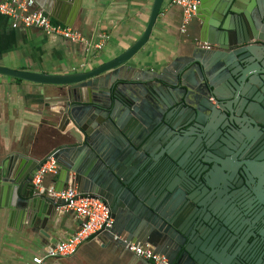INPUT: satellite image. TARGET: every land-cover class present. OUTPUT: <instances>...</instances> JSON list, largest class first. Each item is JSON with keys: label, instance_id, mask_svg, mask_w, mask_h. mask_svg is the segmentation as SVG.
<instances>
[{"label": "water", "instance_id": "water-1", "mask_svg": "<svg viewBox=\"0 0 264 264\" xmlns=\"http://www.w3.org/2000/svg\"><path fill=\"white\" fill-rule=\"evenodd\" d=\"M239 1L216 0L213 25L159 72L127 63L148 41L163 0H153L133 44L92 69L49 74L0 65V75L60 91L48 107L57 148L43 158L12 150L0 160V199L11 216L32 229L53 219L59 202L29 187L52 156L55 190L72 184L109 206L114 221L102 235L113 249L148 244L173 264H264V192L255 198V227L245 231V117L264 124V0H250L247 12ZM207 2L199 0L196 18ZM42 11L62 21L48 6ZM157 140L169 167L145 180Z\"/></svg>", "mask_w": 264, "mask_h": 264}, {"label": "crops", "instance_id": "crops-1", "mask_svg": "<svg viewBox=\"0 0 264 264\" xmlns=\"http://www.w3.org/2000/svg\"><path fill=\"white\" fill-rule=\"evenodd\" d=\"M207 1L208 10L201 18L194 17L182 32L181 9L171 0H163L148 41L127 64L134 70L159 72L177 56L186 55L187 43L198 37L200 28L213 25L212 7L216 0ZM239 2L244 9L250 5V0ZM152 4L153 0H33L31 8L42 10L43 6H48L50 14L62 19L50 17L53 22L75 28L101 47L85 51L81 42L45 35L33 28L15 27L10 18L0 14V65L49 74L92 69L118 56L137 40L147 25ZM237 24L234 18L228 21L231 28ZM59 94L57 85L0 75V160L12 150L25 148L26 154L43 158L57 148L58 143L50 141V135L56 129L48 123L52 120L48 107L56 105L52 98ZM174 114L176 111L169 116ZM162 146L159 140L154 144L153 153L158 160L145 180L153 181L159 170L169 167ZM57 180V175H47L44 184L55 186ZM3 183L0 172V187ZM6 204V200L0 199V264H30L33 256L43 253L48 245L67 238L78 227L71 211H55L44 229L38 228L37 223L32 229L25 224L24 218L11 216ZM106 244L101 234L80 245L74 255L49 259L43 264H140L132 251L113 249Z\"/></svg>", "mask_w": 264, "mask_h": 264}, {"label": "built area", "instance_id": "built-area-1", "mask_svg": "<svg viewBox=\"0 0 264 264\" xmlns=\"http://www.w3.org/2000/svg\"><path fill=\"white\" fill-rule=\"evenodd\" d=\"M182 11L180 30L186 31L188 24L196 16L199 0H171ZM0 14L11 19L13 26H23L41 31L45 35L58 36L70 42H81L85 51L100 48L101 44H94L85 38L75 28L56 23L39 9H33L29 0H0ZM204 47H210L203 43ZM59 166L52 156H48L32 177L30 187L33 193L46 195L59 202L56 211L64 213L71 211L78 222L77 229L67 238L48 245L43 253L35 255L30 264H43L46 260L72 256L80 245L90 239L98 238L104 230L113 225L110 208L103 200L83 194L75 185L68 184L61 190H55L53 184L45 185L47 175H57ZM116 238V237H115ZM129 250L137 256L151 261L153 264H173L164 255L154 251L148 244H129Z\"/></svg>", "mask_w": 264, "mask_h": 264}, {"label": "flooded vegetation", "instance_id": "flooded-vegetation-1", "mask_svg": "<svg viewBox=\"0 0 264 264\" xmlns=\"http://www.w3.org/2000/svg\"><path fill=\"white\" fill-rule=\"evenodd\" d=\"M245 11H249L247 7ZM263 16L264 11L259 16V20ZM254 21L255 29L261 31L262 23L257 18H254ZM245 25L249 27V20L246 18ZM210 100L214 102V99L210 98ZM245 168L249 170V173L245 175V231L246 234H250L259 217L255 209V198L256 195L264 192L262 182L264 180V124L252 122L247 117H245Z\"/></svg>", "mask_w": 264, "mask_h": 264}]
</instances>
